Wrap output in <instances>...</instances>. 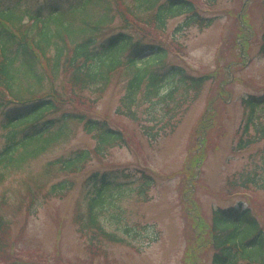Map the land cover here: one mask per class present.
Wrapping results in <instances>:
<instances>
[{"label":"rangeland","instance_id":"obj_1","mask_svg":"<svg viewBox=\"0 0 264 264\" xmlns=\"http://www.w3.org/2000/svg\"><path fill=\"white\" fill-rule=\"evenodd\" d=\"M189 1L201 8V16L211 19L212 25L178 32L185 18L171 21L163 36L166 44L171 43L166 63L195 77H216L187 113L173 118V123L180 121L177 130L151 143L139 124L117 113L125 95L124 80L105 91L77 94L62 85L60 99L67 106L49 119L60 120L63 112L75 110L115 130H126L133 147L111 150L79 175L46 174L47 165L57 159L96 147L81 125L71 123L67 143L32 162L25 172L8 173L0 183V235L7 245L1 255L36 264H213L214 251L209 244L202 247L204 225H200L210 223L213 212L250 207L264 229V141L236 151L244 130L245 102L264 96V55L260 54L264 1ZM68 3L32 2L36 10L44 11ZM117 7L123 15L124 9ZM122 25L118 20L107 36L120 32ZM145 111H141L142 123L154 125ZM1 120L0 151L5 142ZM250 135L258 137L254 131ZM95 173H114L118 183L127 186L107 195L104 208L97 211L102 210L98 215L104 229L120 243L105 237L92 243L89 239L95 233L85 237L76 223L78 217L87 223L85 184ZM248 178L254 182L245 183ZM37 181L44 191L36 189ZM63 181L72 186L67 198L48 201L51 186Z\"/></svg>","mask_w":264,"mask_h":264},{"label":"trees","instance_id":"obj_2","mask_svg":"<svg viewBox=\"0 0 264 264\" xmlns=\"http://www.w3.org/2000/svg\"><path fill=\"white\" fill-rule=\"evenodd\" d=\"M129 1L69 0L65 7L44 11L36 10L32 4L37 0H0V118L5 131L0 151V183L8 173L25 172L32 162L67 143L71 123L81 125L96 147L57 159L47 165L46 174L56 171L79 175L89 163L102 160L111 150L133 147L126 130H115L81 112L70 109L62 113L60 120L49 119L67 106L60 99L62 85L70 86L77 94L90 89L105 91L114 82L124 80L125 95L117 113L139 124L143 137L155 143L177 130L180 121L173 123V118L187 113L208 82L214 80V74L195 77L166 63L171 43L166 44L163 36L171 21L185 18L178 32L212 25L213 21L202 17L194 2ZM118 4L124 9L123 15ZM118 20L123 24L122 30L107 36ZM260 51L264 55V33ZM66 95L72 100L69 93ZM70 107L76 106L71 103ZM144 109L154 125L142 123L140 115ZM244 110V130L237 152L264 141V119L260 118L264 113V96L246 101ZM251 131L258 137L253 138ZM244 136L248 140H243ZM118 178L114 173H95L86 181L87 223L81 217L76 223L85 237L95 233L89 239L92 243L104 240L100 237L110 243L121 242L107 233L98 215L102 210L97 212L104 208L107 195L127 187L118 183ZM249 182L254 180L248 178L245 183ZM35 185L44 191L38 181ZM71 190L69 182H59L51 186L45 198L64 200ZM200 225H204L202 247L209 244L213 249V264H264V229L250 207L219 209L213 212L210 223ZM4 248L7 245L0 235V264H30L8 259L10 254L1 255Z\"/></svg>","mask_w":264,"mask_h":264}]
</instances>
